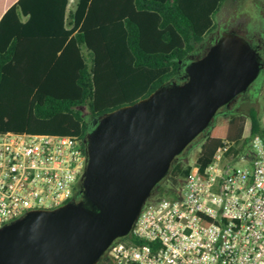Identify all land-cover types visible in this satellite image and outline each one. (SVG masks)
<instances>
[{"label":"trees","instance_id":"16d2710c","mask_svg":"<svg viewBox=\"0 0 264 264\" xmlns=\"http://www.w3.org/2000/svg\"><path fill=\"white\" fill-rule=\"evenodd\" d=\"M247 2L0 0V133L70 136L86 154L84 141L95 119L165 84L185 82L191 59L204 56L230 29L221 26L232 13L241 12L229 19L233 26L239 23L264 40V0H253L251 10ZM255 83L217 111L147 202L178 197L192 171L193 149L198 148L196 164L203 172L223 141L239 155L249 151L251 137L264 138V118L252 97L264 93V70ZM73 197L84 200L81 186H74ZM97 264L113 262L106 252Z\"/></svg>","mask_w":264,"mask_h":264},{"label":"water","instance_id":"95a60500","mask_svg":"<svg viewBox=\"0 0 264 264\" xmlns=\"http://www.w3.org/2000/svg\"><path fill=\"white\" fill-rule=\"evenodd\" d=\"M263 58L240 34L225 32L165 84L93 121L81 176L84 200L29 211L0 228V264H97L132 230L174 159L245 93Z\"/></svg>","mask_w":264,"mask_h":264},{"label":"built area","instance_id":"2783aa9c","mask_svg":"<svg viewBox=\"0 0 264 264\" xmlns=\"http://www.w3.org/2000/svg\"><path fill=\"white\" fill-rule=\"evenodd\" d=\"M192 167L175 199L146 202L129 235L107 250L113 264H264V138L239 163ZM86 166L77 138L0 133V228L25 213L72 200Z\"/></svg>","mask_w":264,"mask_h":264},{"label":"rangeland","instance_id":"374dc122","mask_svg":"<svg viewBox=\"0 0 264 264\" xmlns=\"http://www.w3.org/2000/svg\"><path fill=\"white\" fill-rule=\"evenodd\" d=\"M253 0H248L247 4H248V8L251 10L252 9V5H253ZM240 11V10H239ZM241 12H236L235 14H231L230 18L227 19L226 23H224L221 26V29H227L229 28V26H231L232 24L229 22V19H231L233 16H237L239 15ZM254 84L257 86V83L254 82ZM254 99L256 100V103L254 104V106L257 108L258 112H259V116L263 119L264 118V93L258 97V95L253 94L252 96ZM249 131H250V123L248 122L246 125V130H245V136L249 135ZM198 157V148H195L192 150L191 154H190V159H189V165H191L192 167L195 165V162L197 160ZM157 198H153V202L156 200Z\"/></svg>","mask_w":264,"mask_h":264},{"label":"flooded vegetation","instance_id":"af4514ba","mask_svg":"<svg viewBox=\"0 0 264 264\" xmlns=\"http://www.w3.org/2000/svg\"><path fill=\"white\" fill-rule=\"evenodd\" d=\"M262 7L264 8V4L262 5ZM240 28H241V25L238 23L235 26L231 25L230 29L228 31H225V32L238 33L241 36H243L250 43V45L253 47V49L263 58V56L261 55V48L264 45V40L262 39L261 34L260 35L250 34L247 30L242 31ZM225 32H222V33H225ZM263 60H264V58H263ZM239 96H237L235 98V101L239 98ZM235 101H233L232 103H234ZM76 185L79 187L81 186V178L78 180ZM75 199H76V197L72 198V200L76 201Z\"/></svg>","mask_w":264,"mask_h":264},{"label":"crops","instance_id":"0c3cea01","mask_svg":"<svg viewBox=\"0 0 264 264\" xmlns=\"http://www.w3.org/2000/svg\"><path fill=\"white\" fill-rule=\"evenodd\" d=\"M71 2H73V0H71ZM9 3V0H7V4ZM224 163H239L238 161V155L234 154L233 152L228 154L225 158H224Z\"/></svg>","mask_w":264,"mask_h":264}]
</instances>
